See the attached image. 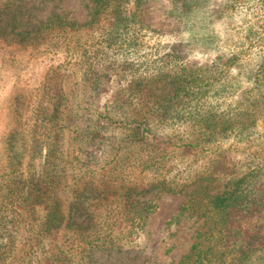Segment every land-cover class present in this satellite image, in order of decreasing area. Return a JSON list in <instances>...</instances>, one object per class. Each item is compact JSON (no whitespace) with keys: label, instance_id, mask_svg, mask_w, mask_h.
Returning a JSON list of instances; mask_svg holds the SVG:
<instances>
[{"label":"rangeland","instance_id":"rangeland-1","mask_svg":"<svg viewBox=\"0 0 264 264\" xmlns=\"http://www.w3.org/2000/svg\"><path fill=\"white\" fill-rule=\"evenodd\" d=\"M11 1L12 8L25 7L24 18L31 22L45 21L54 12L83 24L94 6V0ZM120 8L127 20L114 26L107 17L81 27L78 42L68 46L45 49L0 43V170L8 132L26 104L22 110L17 107L26 103L32 90L48 84L52 69L69 76L62 89L68 90L77 130H66L65 135L69 140L77 134L70 148L71 154L79 155L77 165L97 172L101 165L96 159L109 160L115 153L107 146L92 148L80 138L86 133L81 128L97 125L116 143L124 136V127H107L108 116L143 112L153 121L158 138L168 136L173 143L165 149L171 154L161 160L162 166L147 168L136 161L126 167L123 177L142 185L135 195L141 204L133 210L152 206L141 227L133 226L132 234L128 225H122L121 232L100 229L104 241L114 232L118 238L113 245L105 242L90 250L61 230L54 242L44 239L34 264H48L45 257L56 253L60 244L68 252V264H264V0H125ZM171 64L179 65L176 69H202L193 73L196 81L190 84L185 110L178 106L171 117H159L153 106L143 104V97L126 99L123 113L117 108L118 87L128 89L137 82L144 90L151 89L149 98L157 95L159 90L152 85L168 78ZM53 80L61 85L56 77ZM206 118L221 121L216 129L232 128L209 134ZM189 142L192 145L179 146ZM133 151L145 160L149 148L141 144L129 148L132 156ZM34 163L36 170L38 158ZM97 178L101 179L95 173ZM159 182L171 190L151 187ZM232 188L231 199L213 207L212 195ZM105 211L98 209L102 215ZM79 220L85 227V218ZM7 225L8 233L0 234L6 245L0 264H19L18 249L26 231L20 228L18 240L10 242L14 226Z\"/></svg>","mask_w":264,"mask_h":264},{"label":"trees","instance_id":"trees-1","mask_svg":"<svg viewBox=\"0 0 264 264\" xmlns=\"http://www.w3.org/2000/svg\"><path fill=\"white\" fill-rule=\"evenodd\" d=\"M123 1L125 0H94L93 9L89 11V18L83 24L70 21L66 16L54 12L45 21L31 22L27 17L24 18V15L26 16L25 7L18 4L12 8L13 1H0V43H14L22 47L44 45L45 49L68 46L70 42H78V29L81 27L107 17H111L108 21L114 26L127 20L126 16L121 13L120 5ZM87 62L91 64L93 61L87 60ZM164 64L170 65L166 62ZM171 66L168 78H161L160 84L152 85L153 89L158 88L159 93L153 94L150 98L147 95H150L151 89L147 87L144 90V87H140V83L135 82L124 90L118 87L114 91L115 97L120 100V104H116L117 108L119 107L118 109H121L123 113L122 104H127L126 99L132 100L133 97H137L141 100L143 97V104L153 106L152 110L159 117H171L173 112L177 111L178 106H181L180 110H185L187 97L190 95V84L196 81L192 77L193 73L202 71V69L197 68L190 71L185 68L176 69L179 65L171 64ZM52 70V73L46 77L48 84L45 86L44 83L40 88L32 90L30 96L25 98L26 103L22 101L17 107L19 111L26 104L24 112L19 111L14 117V124L8 132V149L4 167L0 170V234L8 233L6 230L8 223L14 226L12 233L14 235H10L13 241L10 242L18 240L15 234L20 228L26 231L23 243L18 249L19 264H34L37 259V250L43 245L44 239L54 242L53 238L59 237L58 232L64 229H66L64 234H70L69 237L73 243L82 242L85 250L107 242L104 241L105 234H101L107 229L111 233L118 229L121 232L120 227L128 225L130 227L128 234H132L133 226L141 227L144 224L147 212L152 206L142 203L144 207L140 210H133L135 205L141 204L135 195L139 193L137 189L140 190L142 185L141 182L136 183L123 177L126 167L128 168V165L136 161L138 165L145 162L143 164H146L147 168L160 167L163 164L161 160L171 154L165 149H168L171 144L173 146L168 136L158 138L159 136L152 131L153 121L147 119L145 113L138 112L141 109L140 106L136 110L138 113L132 117L124 114L122 118L108 116L107 127L114 124L124 127V136L116 143L106 137L104 132L99 131L97 125L93 127L94 131L90 128H81L86 130L85 135L80 137L82 142H87L92 148L107 146L110 150L114 149L115 153L109 160L96 159L95 163L101 165V167L96 166L97 172L91 167L83 168L77 165L79 155L70 152L77 134L69 140L65 135L66 130L73 132L77 130L74 113L71 112L74 109L67 103L68 90L67 88L62 89V82L69 81V76L65 73L54 72L55 69ZM84 75L89 76V80L92 79L89 71H85ZM54 77L60 81L61 85L56 86L58 81L53 84ZM93 82L97 84L98 81ZM157 82L159 83L158 80ZM81 104L77 103L76 107L85 108ZM206 120L209 134H217L219 130L226 131L232 128L228 124V127L216 129V125H220L221 121H217L216 118H206ZM72 125L74 127H71ZM141 144L149 148L148 157L145 160L143 157L136 156V151L132 152L133 156L129 153V148ZM161 144L164 146L160 147ZM189 145L192 143H182L179 146ZM123 147L124 150L120 152L119 150ZM36 158H38L36 164L38 167L35 170L34 160ZM90 160L92 161V156ZM130 160L133 162H129ZM110 163L113 164L108 168ZM93 172L98 173L101 179H94L95 173ZM154 186L171 190L161 182L151 183V187ZM234 192L232 188L212 195L213 207L219 208L222 201L231 199ZM100 207L106 210L103 215L98 212ZM216 215L220 216L221 213H216ZM80 216L86 220L85 227L81 225ZM96 218L100 220L94 221ZM90 226L92 228L89 232L86 231ZM116 233H113L114 236L108 240L107 244L113 245L114 240L118 238ZM57 247L56 253L45 257L49 260L48 264H68L66 259L68 252L61 244ZM3 248L5 250L6 245L1 239L0 255ZM250 251L248 250L245 256L248 257Z\"/></svg>","mask_w":264,"mask_h":264}]
</instances>
